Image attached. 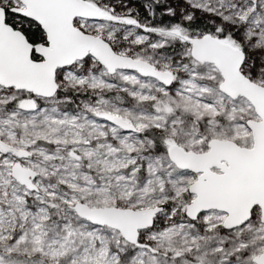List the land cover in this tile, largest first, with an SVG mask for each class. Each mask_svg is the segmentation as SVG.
Here are the masks:
<instances>
[{
	"label": "snow or ice",
	"instance_id": "1",
	"mask_svg": "<svg viewBox=\"0 0 264 264\" xmlns=\"http://www.w3.org/2000/svg\"><path fill=\"white\" fill-rule=\"evenodd\" d=\"M0 264H264V0H0Z\"/></svg>",
	"mask_w": 264,
	"mask_h": 264
}]
</instances>
